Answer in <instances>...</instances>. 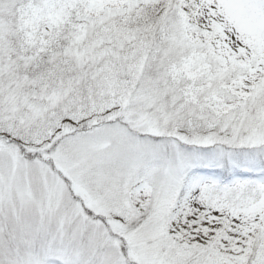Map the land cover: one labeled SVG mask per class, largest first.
I'll use <instances>...</instances> for the list:
<instances>
[{
    "label": "snow or ice",
    "instance_id": "obj_1",
    "mask_svg": "<svg viewBox=\"0 0 264 264\" xmlns=\"http://www.w3.org/2000/svg\"><path fill=\"white\" fill-rule=\"evenodd\" d=\"M0 264H264V0H0Z\"/></svg>",
    "mask_w": 264,
    "mask_h": 264
}]
</instances>
